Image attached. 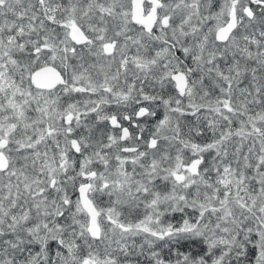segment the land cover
<instances>
[{
	"label": "snow or ice",
	"instance_id": "snow-or-ice-1",
	"mask_svg": "<svg viewBox=\"0 0 264 264\" xmlns=\"http://www.w3.org/2000/svg\"><path fill=\"white\" fill-rule=\"evenodd\" d=\"M0 264H264V0H0Z\"/></svg>",
	"mask_w": 264,
	"mask_h": 264
}]
</instances>
